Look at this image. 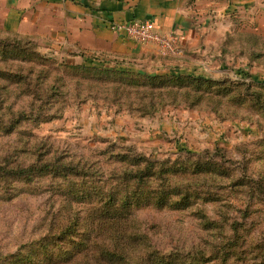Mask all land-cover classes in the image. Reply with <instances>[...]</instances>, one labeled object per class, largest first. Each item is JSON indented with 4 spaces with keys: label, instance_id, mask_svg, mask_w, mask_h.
Here are the masks:
<instances>
[{
    "label": "rangeland",
    "instance_id": "374dc122",
    "mask_svg": "<svg viewBox=\"0 0 264 264\" xmlns=\"http://www.w3.org/2000/svg\"><path fill=\"white\" fill-rule=\"evenodd\" d=\"M240 28L192 56L181 43L175 56L155 45L164 68L0 33V165L52 156L87 163L84 189L91 175L127 167L115 157L161 162L156 171L175 168L172 185L188 192L189 206L136 210L147 244L141 251L149 246L171 264H264V33ZM6 179L0 176V264H29L32 246L93 205L89 197L66 198L81 185L71 173ZM80 214L83 233L88 219ZM79 242L41 248L32 261L75 264ZM64 254L76 257L62 262Z\"/></svg>",
    "mask_w": 264,
    "mask_h": 264
},
{
    "label": "crops",
    "instance_id": "0c3cea01",
    "mask_svg": "<svg viewBox=\"0 0 264 264\" xmlns=\"http://www.w3.org/2000/svg\"><path fill=\"white\" fill-rule=\"evenodd\" d=\"M134 18H151L161 32L176 31L192 56L220 47L224 36L240 26L262 35L264 0H0L2 34L43 39L63 53L169 65L155 55L154 44L135 42L109 28L111 21Z\"/></svg>",
    "mask_w": 264,
    "mask_h": 264
},
{
    "label": "trees",
    "instance_id": "16d2710c",
    "mask_svg": "<svg viewBox=\"0 0 264 264\" xmlns=\"http://www.w3.org/2000/svg\"><path fill=\"white\" fill-rule=\"evenodd\" d=\"M7 37H23L18 34L6 35ZM25 38V36L23 37ZM94 59L95 65H101L100 59ZM102 59V58H101ZM107 68V67H106ZM186 77L193 78L190 75ZM50 153V152H49ZM48 153L46 154V156ZM62 157L52 156L48 160L44 158L37 159L30 164H17L14 167L0 165V171H4L0 176L7 180L10 175L13 176H40L52 175L54 177H69V173L79 177L81 185L73 187L68 199H78L84 201L89 197L91 207L82 208L80 212L87 216L85 231L80 232L81 214L79 210L72 215H67L65 221L58 228V234L47 235L37 242L36 247L32 246L25 259L29 264H35L32 257L43 254L47 247L59 244L60 242L73 240L80 237L77 244L81 255L75 260V264H132L129 260V254H136L141 261H149L151 264H171V257L161 255L156 250L148 246L144 253L140 248L146 246V239L140 228L137 230L135 212L141 207L153 204L156 208H173L184 210L188 208L190 199L186 190L178 191L172 183L175 175L174 167H161L162 170L156 171L161 162L152 161L145 157L123 156L115 157V162H128L124 169L115 170L120 173H111L110 175L97 176L91 175L88 188L85 186V179L89 174L83 173L93 168L92 165L83 163H74V161L65 162ZM113 161V162H114ZM101 166L97 171H103ZM87 168V169H86ZM176 198H173L175 197ZM95 205V206H94ZM94 234V238L92 236ZM43 250H42V249ZM137 248V249H134ZM259 250L262 249L256 245ZM264 258V252H262ZM56 257H60L56 255ZM55 257V258H56ZM76 255H61L62 262L68 259H74ZM18 262H24L20 259Z\"/></svg>",
    "mask_w": 264,
    "mask_h": 264
},
{
    "label": "built area",
    "instance_id": "2783aa9c",
    "mask_svg": "<svg viewBox=\"0 0 264 264\" xmlns=\"http://www.w3.org/2000/svg\"><path fill=\"white\" fill-rule=\"evenodd\" d=\"M109 28L138 43H151L158 47L163 55H179V36L176 31L161 32L156 29L151 18H134L124 21H111Z\"/></svg>",
    "mask_w": 264,
    "mask_h": 264
}]
</instances>
